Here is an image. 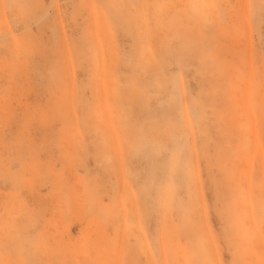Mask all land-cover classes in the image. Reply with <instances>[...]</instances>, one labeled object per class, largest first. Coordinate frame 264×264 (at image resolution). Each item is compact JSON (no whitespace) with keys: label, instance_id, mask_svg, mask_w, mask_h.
Listing matches in <instances>:
<instances>
[{"label":"rangeland","instance_id":"rangeland-1","mask_svg":"<svg viewBox=\"0 0 264 264\" xmlns=\"http://www.w3.org/2000/svg\"><path fill=\"white\" fill-rule=\"evenodd\" d=\"M120 1L0 0V263L264 264V0Z\"/></svg>","mask_w":264,"mask_h":264},{"label":"bare ground","instance_id":"bare-ground-1","mask_svg":"<svg viewBox=\"0 0 264 264\" xmlns=\"http://www.w3.org/2000/svg\"><path fill=\"white\" fill-rule=\"evenodd\" d=\"M121 1H122V0H121ZM121 1H120V2H121ZM111 3H112V2H111ZM122 8H123V7H122ZM80 12H81V11H80ZM128 13H129V12H128ZM92 14H93V13H92ZM3 15H4V14H3ZM125 20H126V19H125ZM131 20H132V19H131ZM2 23H4V22H2ZM4 26H5V24H4ZM53 26H54V25H53ZM52 29H55V28H52ZM3 31H4V29H3ZM49 31H50V30H49ZM51 31H52V30H51ZM10 33H11V32H10ZM7 34H8V33H7ZM6 37H7V36H6ZM49 37H50V36H49ZM0 39H1V38H0ZM55 41H56V40H55ZM55 41H54V42H55ZM3 47H4V46H3ZM19 53H20V52H19ZM103 71H104V70H103ZM107 74H108V73H107ZM116 90H117V89H116ZM238 97H239V96H238ZM117 117H119V116L117 115ZM113 126H114V125H113ZM112 128H113V127H112ZM116 128H117V127L115 126V128H113V131L116 130ZM117 130H118V129H117ZM117 130H116V132L114 131V132H115V135H117ZM118 133H119V132H118ZM116 138H119V136H118V137H117V136L114 137L115 141H116ZM117 140H118V139H117ZM119 141H120V140H119ZM119 141H118V142H119ZM76 143H77V142H76ZM116 143H117V142H116ZM117 144H118V143H117ZM120 146H121V145L119 144V147H120ZM65 147H66V146H65ZM119 147H117L116 149H118ZM114 148H115V147H114ZM116 149H115V150H116ZM120 149H122V148H119L118 150L120 151ZM116 151H117V150H116ZM116 151H115V152H116ZM122 152H123V150H122ZM122 152H121V157H123V154H124V152H123V153H122ZM117 153H118V152H117ZM117 155H120V153L117 154ZM213 160H214V159H213ZM117 166H118V165H117ZM113 167H114V166H113ZM222 168H225V167H222ZM113 169H114V168H113ZM117 169H118V168L115 167L114 172H115ZM119 169H120V168H119ZM119 169H118V170H119ZM118 170H117V171H118ZM120 170H121V169H120ZM120 170H119V171H120ZM128 170L130 171V169H128ZM119 171H118V172H119ZM129 171H128V172H129ZM226 171H227V170H226ZM231 172H232V171H231ZM231 172H230V173H231ZM120 173H121V171H120ZM116 174H117V172H116ZM128 174H129V173H128ZM130 174H131V173H130ZM239 174H240V173H239ZM210 175H212V173H211ZM118 176H119V175H118ZM130 176H134V174H133V175L131 174ZM116 177H117V176H116ZM208 177H209V175H208ZM212 177H215V176L212 175ZM240 177H241V176H240ZM119 178H120V181H122V176H119ZM136 178H137V177H136ZM210 178H211V176H210ZM242 178H243V176H242ZM115 180H116V179H115ZM208 180H209V179H208ZM211 180H212V179H211ZM242 180H243V179H242ZM242 180H241V181H242ZM123 181H126V179L123 178ZM127 181H128V180H127ZM127 181H126V182H123V183H127ZM199 181H201V180H199ZM212 181L215 183L214 180H212ZM115 182H116V181H115ZM140 182H141V181H140ZM111 184L113 185V188H114V187H115V186H114L115 183H113V181H112ZM215 185H216V183H215L213 186H215ZM129 186H130V185H129ZM202 186H203V185H202V181H201V182H199V185H198L197 187L199 188V190H200V194H201V196H202V199L204 200V195H203V187H204V186H203V187H202ZM210 186H211V183H210ZM122 187H123V186H122ZM146 187H147V185H146ZM148 187H149V186H148ZM248 187H249V186H248ZM132 188H133V187H132ZM132 188H131V191H132ZM209 188H210V187H209ZM215 188H216V187H215ZM155 189H156V187H155ZM210 189H211V188H210ZM112 190H113V189H112ZM117 190H118V189H117ZM128 190H130V188H129ZM157 190H158V188H157ZM211 190H212V189H211ZM214 190L216 191V192L214 191L215 194L218 193V192H217V191H218L217 188L214 189ZM114 191H115V188H114ZM114 191H112L113 196L116 195V194H114ZM127 192L130 193L129 191H127ZM127 192H126V193H127ZM133 192H135V191H134V188H133ZM214 192H213V193H214ZM122 193H123V192H122ZM126 193H125V194H126ZM123 194H124V193H123ZM133 194H134V193H133ZM141 194H142V193H141ZM148 194H151V192H149ZM148 194H147V195H148ZM232 194H233V193H232ZM89 195H91V194H89ZM113 196H112V197H113ZM127 196H129V195H127ZM149 196H150V195H149ZM216 196H217V195H216ZM231 196H232V195H231ZM124 197H125V196H124ZM133 197H135V196H133ZM153 197H154V196H153ZM116 198H117V197H116ZM121 198H122V197H121ZM113 199H114V197H113ZM119 199H120V198H119ZM218 199H219V198H218ZM117 200H118V199H117ZM121 200H122V199H121ZM123 200H124V198H123ZM153 200H155V199H153ZM92 201H93V200H92ZM118 201L120 202V200H118ZM118 201H115L116 204L118 203L117 205H115V203H113L114 207H115V206L118 207L119 204L121 205V204L124 203V202H123V203H122V202L119 203ZM217 201H219V200H217ZM232 201H233V200H232ZM232 201H231V202H232ZM152 202L154 203V201H152ZM155 202H158V201L156 200ZM233 202H234V201H233ZM153 203H152V204H153ZM154 204H156V203H154ZM158 204H159V206H160V202H158ZM215 204H216V203H215ZM218 204H219V203H218ZM220 204H222V203H220ZM220 204H219V205H220ZM234 204H238V203H235V202H234ZM120 205H119V206H120ZM219 205L216 204V205H214V206H219ZM238 205H239V204H238ZM126 206H127V205H126ZM126 206L123 205V206H120V207H121V208H123V207L126 208ZM132 206H133V205H132ZM153 206H154V205H153ZM156 206H158V205H156ZM156 206H155V207H156ZM159 206H158V207H159ZM233 206H234V205H232V208H234ZM129 207H131V205H129ZM135 207H138V206H135ZM220 207H221V206H220ZM237 207H238V206L235 205V208H237ZM240 207H241V206H240ZM244 207H245V206H244ZM133 208H134V207H133ZM235 208H234L233 210H234V211H235V210L237 211V209H235ZM128 209H129V208L127 207L126 210L123 211V213H125V211H126V213H127V210H128ZM134 209H135V212H136V210H138V208H137V209L134 208ZM134 209H133V210H134ZM143 209H144V208H143ZM157 209H158V208H157ZM218 209H220V208H218ZM222 209H223V207L221 208V212L223 211ZM119 210H120V209H119ZM119 210H117V211H119ZM131 210H132V209H131ZM155 210H156V209H155ZM155 210H154V211H155ZM158 210H160V209H158ZM158 210H156V214H158V213H157ZM245 210H246V207L244 208V212H245ZM129 211H130V210H129ZM249 211H250V209H249ZM115 212H116V211H115ZM119 212H120V211H119ZM131 212H132V211H130L129 213L131 214ZM135 212H134V213H135ZM218 212H219V210H218ZM218 212H216V214H217L218 216H220V214H219L220 212H219V213H218ZM123 213H122V214H123ZM134 213L132 212V214H133V215H132V218H129V219H133V218H135V217H133V216H134ZM136 213H137V212H136ZM147 213H148V212H147ZM147 213H146L145 211H143V215L146 214V216H147ZM207 213H208L207 211H206V212L204 211V215H206ZM245 213H246V212H245ZM114 214H115V213H114ZM154 214H155V212H154ZM227 214H228V213H227ZM246 214H248V213H246ZM249 214H250V212H249ZM103 215H104V214H103ZM115 215H116V217H118V216H117V212H116ZM236 215H237V214H236ZM250 215H251V214H250ZM250 215H249V216H250ZM101 216H102V215H101ZM113 216H114V215H113ZM120 216L122 217V215H120ZM120 216H119V217H120ZM125 216H126V215H125ZM137 216H138V215H137ZM140 216H142V215L140 214L139 217H140ZM102 217H103V216H102ZM127 217H128V216H127ZM143 217H144V216H143ZM206 217H207V215H206L204 218H206ZM220 217H221V216H220ZM220 217H219V218L217 217V218L220 220ZM0 218H1V217H0ZM103 218H104V217H103ZM114 218H115V217H114ZM114 218H113V217L111 218L112 221H113ZM122 218L124 219V215H123ZM122 218H120L121 221H117V218H115V219H116V220L114 219L115 222L113 221L114 223L111 222V224H114L115 226H116V225L119 226L120 223H118V224H115V223H117V222H121V223H123V222L126 220V221L124 222L125 224H124V225H121V228H122V226H123L122 229H124L125 225L128 224V222H127V218H126L125 220H123ZM147 218H148V217H147ZM157 218H158V217H157ZM159 218H160V217H159ZM214 218H215V217H214ZM251 218H252V217H251ZM104 219H107V218H104ZM135 219H137V218H135ZM135 219H134V221H135ZM140 219H142V222H143V220H145L146 218L144 217V219H143V218L140 217ZM207 219H208V218H207ZM118 220H119V218H118ZM122 220H123V221H122ZM138 220H139V218H138ZM0 221H2V220H0ZM105 221H106V220H105ZM110 221H111V220H110ZM116 221H117V222H116ZM139 221H141V220H139ZM157 221H159V220H157ZM157 221H156L155 223H158ZM206 221H207V220H206ZM244 221H245V220H244ZM9 222H10V221H9ZM145 222H146V221H145ZM147 222H148V220H147ZM147 222H146V223H147ZM208 222H209V220L207 221V223H208ZM249 222H250V221H249ZM132 223H133V222H132ZM138 223H139V222L136 220V222H135V226H134V227H138V226L136 225V224H138ZM236 223H237V222H236ZM236 223H235V224H236ZM141 224H142V223H141ZM141 224H140V225H141ZM238 224H240V223H238ZM114 225H113V226H114ZM138 225H139V224H138ZM140 225H139V227H140ZM155 225H156V224H155ZM158 225H159V224H158ZM127 226H129V224H128ZM131 226H133V225H131ZM148 226H149V225H148ZM129 227H130V226H129ZM237 227H238V226H237ZM246 227H247V226H246ZM17 228H18V227H17ZM17 228H16V229H17ZM19 228H20V227H19ZM113 228H115V227H113ZM116 228H118V227H116ZM116 228H115V229H116ZM121 228L118 229V231H120V233H119L120 235H117V236H120V237H119V238H121L120 240H122L123 237H127V236H128L127 234L123 235L122 232L126 233V231H130V230H128V228H127L126 230L124 229V230L121 231ZM130 228H131V227H130ZM140 228H141V227H140ZM140 228H136V229H138L140 232H141L142 230L144 231V229H141V230H140ZM171 228H172V227H170V229H171ZM23 229H24V228H23ZM172 229H173V228H172ZM17 230H18V229H17ZM24 230H25V229H24ZM116 230H117V229H116ZM132 230H133V229H132ZM19 231H20V230H19ZM114 231H115V230H114ZM135 231L137 232V234H140V232H138L137 230H135ZM157 231H159V230H157ZM189 231H190V230H188V231L186 230V233L184 234V236H186L187 232H189ZM14 232H15V231H14ZM131 232H132V234H131V233H129V234H130V236L132 237L133 234H134L135 232H134V231H131ZM133 232H134V233H133ZM224 232H225V231H224ZM238 232H239V231H238ZM114 233L116 234V232H114ZM127 233H128V232H127ZM141 233H142V232H141ZM144 233H145V232H144ZM209 233L212 235V233H211L210 231H209ZM115 234H114V235H115ZM117 234H118V233H117ZM121 234L123 235L122 237H121ZM137 234H136V235H137ZM189 234H190V233H189ZM197 234H198V232H197ZM224 234H225V233H224ZM126 235H127V236H126ZM141 235H142V237H143V234H141ZM158 235H159V233H158ZM226 235L228 236V234H226ZM226 235H225V236H226ZM239 235H240V232H239ZM138 236H139V235H138ZM159 236L161 237V234H160ZM159 236H158V237H159ZM240 236H241V235H240ZM240 236H239V237H240ZM114 237H115V238H114ZM114 237H113V238H114L115 240H113V242L116 241V236H114ZM134 237H135V236H133V238H134ZM136 237H137V236H136ZM187 237H189V236H186V238H187ZM128 238L130 239V237H128ZM233 238H234V237H233ZM117 239H118V237H117ZM139 239H140V238H139ZM157 239L159 240V238H157ZM142 240H143V239H142ZM160 240H161V238H160ZM186 240H189L190 245H192V242L190 241L189 238H187ZM201 240H202V239H201ZM226 240H227V239H226ZM238 240H239V239H238ZM1 241H2V240H1ZM198 241H199V240H198ZM3 242H6V243H5L6 245L8 244L7 241H5V240H3ZM175 242H176V240H175ZM175 242H173V243L175 244ZM119 243H120V241H119ZM121 243H122V242H121ZM121 243L119 244L120 246L118 245L120 248H121ZM139 243H141V242H139ZM195 243H196V242H195ZM234 243H235V241H234ZM5 244H4V245H5ZM116 244H117V242H116ZM116 244H115V245H116ZM146 244H147V242H146ZM146 244H144V245H146ZM160 244H162V242L159 241V246H160ZM196 244H197V243H196ZM227 244H228V242H227ZM2 245H3V244H2ZM122 245H123V244H122ZM157 245H158V244H157ZM116 246H117V245H116ZM137 246H138V247H137ZM139 246H142V243H141L140 245H139V244H138V245L136 244V246H134L136 251L139 249ZM147 246H148V244H147ZM147 246H145V247L147 248ZM159 246H158V247H159ZM162 246H163V245H161L159 248H160V249H163ZM205 246H206V245H205ZM153 247H154V246H153ZM158 247H157V248H158ZM215 247H216V245H215ZM215 247H214V248H215ZM123 248H124V246H122V249H123ZM128 248H129V247H128ZM128 248L126 247V249H128ZM137 248H138V249H137ZM216 248H217V247H216ZM216 248H215V249H216ZM118 249H119V248H118ZM122 249H120V251H121ZM160 249H159V252H160ZM128 250H129V249H128ZM146 250H149V248H148V249H144V251H146ZM156 250L158 251V249H156ZM211 250H212V249H211ZM216 250H217V249H216ZM162 251H163V255H162L163 257H162V258H163L164 261H166V258H165L166 256L164 255V252H165V251H164V250H162ZM162 251H161L160 254H162ZM192 251H193V250H192ZM212 251H213V250H212ZM172 252H173V251H171V254H173ZM214 252H215V251H214ZM125 253H126V252H125ZM141 253H142V252H141ZM143 253H144V252H143ZM196 253H197V252H196ZM215 253H216V252H215ZM118 254H120V252H118ZM121 254H122V253H121ZM144 254H145V253H144ZM194 255H195V254H194ZM202 255H203V254H202ZM214 255H215V254H214ZM216 255H217V253H216ZM120 256H121V255H120ZM170 256H172V255H170ZM197 256H198V255H197ZM242 256H244V255H242ZM117 257H118V256H117ZM147 257H148V256H147ZM147 257H146V258H147ZM151 257H152V256H151ZM151 257H150V259H148L149 257L147 258V259H148V262H147V260H146V258H145V260H146V264L149 263V262H151V261H153V259H151ZM164 258H165V259H164ZM235 258H236V257H235ZM121 260H122V259H121ZM149 260H151V261H149ZM117 261H118V259H117ZM119 261H120V260H119ZM205 261H206V260H205ZM244 262H245V260H244ZM248 262H249V260H248ZM151 263H152V262H151ZM151 263H150V264H151ZM196 263H198V262L196 261ZM196 263H195V264H196ZM245 263H246V262H245ZM0 264H1V263H0ZM12 264H13V263H12Z\"/></svg>","mask_w":264,"mask_h":264}]
</instances>
